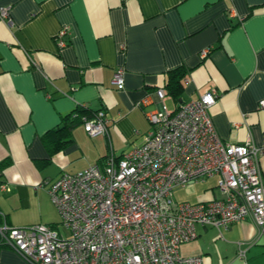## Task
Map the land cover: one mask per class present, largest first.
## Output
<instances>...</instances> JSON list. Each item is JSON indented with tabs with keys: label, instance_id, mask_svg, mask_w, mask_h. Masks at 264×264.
<instances>
[{
	"label": "crops",
	"instance_id": "crops-1",
	"mask_svg": "<svg viewBox=\"0 0 264 264\" xmlns=\"http://www.w3.org/2000/svg\"><path fill=\"white\" fill-rule=\"evenodd\" d=\"M0 6H9L12 18L10 27L0 20V184L8 187L0 190V225L53 226L58 213L49 183L141 145L152 128L145 112L161 107L154 92L177 67L186 71L182 93L175 99L166 92L167 109L213 89L219 96L209 112L220 138L251 140L264 150L258 107L264 0H0ZM63 26L67 44L59 48L54 36ZM118 67L125 70L122 89L112 83ZM78 105L104 110L108 135L89 136L81 123L61 130ZM260 171L264 176V153ZM196 231L180 245L181 256L264 264V233L257 236L250 217L225 230ZM0 264L29 263L0 242Z\"/></svg>",
	"mask_w": 264,
	"mask_h": 264
},
{
	"label": "built area",
	"instance_id": "built-area-1",
	"mask_svg": "<svg viewBox=\"0 0 264 264\" xmlns=\"http://www.w3.org/2000/svg\"><path fill=\"white\" fill-rule=\"evenodd\" d=\"M0 20L12 26L9 6H0ZM67 34L65 26L56 32L59 48L67 44ZM208 52L202 50L201 57ZM124 75L123 67L114 71L117 89L124 87ZM154 94L161 107L145 112L152 128L141 145L49 183L63 233L42 223L3 224L0 242L29 264H203L201 256L179 252L182 243L197 237V225L225 230L250 217L257 236L264 233V150L251 140L234 144L220 138L209 112L219 96L215 90L172 110L163 104V88ZM258 107L264 109V99ZM107 121L102 109L81 116L89 136L108 135ZM211 177H217L213 199L192 203L173 198L175 188ZM0 190L8 187L0 184Z\"/></svg>",
	"mask_w": 264,
	"mask_h": 264
},
{
	"label": "trees",
	"instance_id": "trees-1",
	"mask_svg": "<svg viewBox=\"0 0 264 264\" xmlns=\"http://www.w3.org/2000/svg\"><path fill=\"white\" fill-rule=\"evenodd\" d=\"M186 74V71L182 67H177L168 72L167 80L164 86V90L170 95H172L175 99H179L182 93V80ZM92 111L88 107H83L82 105H78L73 109L67 116L64 117V126L61 127V130L69 131L71 125L75 123H81V116L87 115L90 116ZM74 114V116H73ZM65 142L60 143L62 146ZM58 148V146H57Z\"/></svg>",
	"mask_w": 264,
	"mask_h": 264
},
{
	"label": "rangeland",
	"instance_id": "rangeland-1",
	"mask_svg": "<svg viewBox=\"0 0 264 264\" xmlns=\"http://www.w3.org/2000/svg\"><path fill=\"white\" fill-rule=\"evenodd\" d=\"M216 179L217 177H211L205 182L190 183L185 187H177L173 190V198L176 200L187 201L208 199L212 196V194H218L216 188H210V186L216 183ZM57 219L58 220L55 221V224L52 228L57 230L59 233H63L65 229L64 226L60 223L59 215L57 216Z\"/></svg>",
	"mask_w": 264,
	"mask_h": 264
}]
</instances>
